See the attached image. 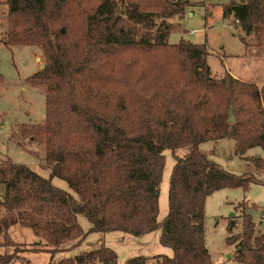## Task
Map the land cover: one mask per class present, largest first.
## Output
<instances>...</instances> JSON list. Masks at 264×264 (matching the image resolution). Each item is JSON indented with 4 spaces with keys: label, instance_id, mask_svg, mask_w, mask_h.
Wrapping results in <instances>:
<instances>
[{
    "label": "trees",
    "instance_id": "16d2710c",
    "mask_svg": "<svg viewBox=\"0 0 264 264\" xmlns=\"http://www.w3.org/2000/svg\"><path fill=\"white\" fill-rule=\"evenodd\" d=\"M4 5L8 26L0 42L38 47L45 60L31 80L46 95V118L24 125L21 137L44 146L42 168L50 174L45 178L10 160L0 164L5 189L0 235L7 237L17 225L28 228L38 242L27 252L54 255L92 233L141 237L161 228V244L173 256H157L159 264H213L205 240L207 198L224 189L264 185L257 178L264 175V158L247 156L255 148L264 151L262 88L231 75L214 78L206 45L168 42L174 27L167 21L184 15L188 0H6ZM223 17L238 21L246 36L264 38V0L232 2L223 7ZM222 140L234 142L243 175L226 171L200 149ZM166 150L176 162L169 212L160 223ZM55 178L73 193L55 186ZM79 216L91 224L88 232ZM235 239L240 240L237 264H264V236L256 235L251 215ZM4 245L17 247L11 240ZM17 257L0 255V264ZM118 260L113 249L101 245L50 264Z\"/></svg>",
    "mask_w": 264,
    "mask_h": 264
},
{
    "label": "rangeland",
    "instance_id": "374dc122",
    "mask_svg": "<svg viewBox=\"0 0 264 264\" xmlns=\"http://www.w3.org/2000/svg\"><path fill=\"white\" fill-rule=\"evenodd\" d=\"M188 1L190 6L186 8L184 15L167 21L174 27L168 42L175 45L185 40L196 45H206L209 51L208 64L214 78L222 79L231 75L244 82L256 83L264 91V38L260 36L258 40V35L254 33L252 37L246 36L238 21L232 17H223L224 6L232 2L245 3L247 0ZM5 2L6 0H0V33H4L3 30L8 26ZM120 6L119 10L122 8V5ZM157 23H160V20H157ZM242 39L248 45L247 49ZM44 64L43 53L38 47H6L0 42V164L10 160L14 164L25 165L47 178L49 170L42 168L46 156L44 146L21 137L24 125H40L46 118V95L42 89L35 87L31 80L32 76L42 70ZM200 149L226 171L243 175L245 165L241 157L234 152L233 141L208 142L202 144ZM176 154L182 156L183 152L177 151ZM164 155L166 166L160 185V223L169 212L170 177L176 162L170 150H166ZM247 156L264 158V151L255 148L250 150ZM257 178L264 182L263 174H258ZM53 184L73 193L61 179L55 178ZM4 190V187L0 186V194ZM205 214V240L212 263L237 264L240 240L235 238L243 234L247 214L253 218L256 235L264 236V185L251 184L247 191L237 188L215 192L206 200ZM79 222L83 230L88 232L91 228L89 221L84 216H79ZM28 232L30 238L17 233V241L9 234L5 238L0 235V253L18 254V259L12 264H50L51 261L75 258L101 245L117 253L119 264H126L130 259L137 257L146 259L145 264H159L157 256H173V251L161 244V228L141 237L121 232L92 233L74 249L69 250L74 244L70 242L66 246L67 251L54 255L50 252H27L38 240L34 239L31 231ZM7 240H11L17 247L5 246ZM41 248L45 249L46 246L42 245Z\"/></svg>",
    "mask_w": 264,
    "mask_h": 264
},
{
    "label": "crops",
    "instance_id": "0c3cea01",
    "mask_svg": "<svg viewBox=\"0 0 264 264\" xmlns=\"http://www.w3.org/2000/svg\"><path fill=\"white\" fill-rule=\"evenodd\" d=\"M3 32H5V31L3 30ZM3 34H4V33H0V40H2V38H3ZM3 193H4V192H3ZM3 193H1L0 196H2ZM28 230L31 231V230L28 229V228H24V227H22V226L17 225V226L11 227V228L9 229V231H8V234H9L10 237L13 236V237H14V240L17 241L16 239H17L18 236H16V235H19V234H20V235L25 234L28 238H30V232H28ZM17 233H19V234H17ZM31 233H33V232L31 231ZM33 235H34V234H33ZM34 239H37L36 236H34ZM37 241H38V240H36L35 242H37ZM4 254H5V253H4ZM0 255H3V254L0 253Z\"/></svg>",
    "mask_w": 264,
    "mask_h": 264
},
{
    "label": "water",
    "instance_id": "95a60500",
    "mask_svg": "<svg viewBox=\"0 0 264 264\" xmlns=\"http://www.w3.org/2000/svg\"><path fill=\"white\" fill-rule=\"evenodd\" d=\"M149 16H151L150 14H148ZM45 67V65H43L42 66V69ZM234 121V117H233V115H232V117H231V122H233Z\"/></svg>",
    "mask_w": 264,
    "mask_h": 264
}]
</instances>
